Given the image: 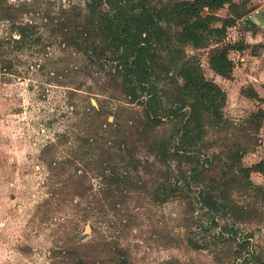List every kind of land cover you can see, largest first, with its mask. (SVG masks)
<instances>
[{
  "label": "rangeland",
  "instance_id": "obj_1",
  "mask_svg": "<svg viewBox=\"0 0 264 264\" xmlns=\"http://www.w3.org/2000/svg\"><path fill=\"white\" fill-rule=\"evenodd\" d=\"M89 1L0 0V264H264V191L233 177L235 158L244 168L264 162V37L251 34L264 25L247 19L264 0L213 13L219 28L246 11L221 44H173L226 96L193 161L157 156L175 120L163 111V124L147 129L143 104L121 86L123 62L113 51L93 57L83 33ZM181 1L134 4L176 33L168 7ZM224 45L233 49L229 79L211 67ZM251 182L264 189L261 174ZM160 187L175 196L159 202Z\"/></svg>",
  "mask_w": 264,
  "mask_h": 264
},
{
  "label": "trees",
  "instance_id": "obj_2",
  "mask_svg": "<svg viewBox=\"0 0 264 264\" xmlns=\"http://www.w3.org/2000/svg\"><path fill=\"white\" fill-rule=\"evenodd\" d=\"M135 1L90 0L87 5L88 29H83V33L86 41L92 44L93 57L113 51L116 61L123 62L118 72L123 74L121 86L132 104H143L147 129L154 130L163 124L164 118L159 116L163 111L165 116L175 120L172 138L155 143L157 156L165 161L178 157L193 161L195 149L203 140L208 121L222 120L220 112L226 104V96L215 83L205 79L201 68L191 58L187 59L182 49H176L173 44L177 39L181 46L191 44L199 49L208 46L215 37L219 39L216 43H223L228 28L246 16V11L238 13L235 19L225 20L219 28L212 26L221 21L213 13L226 6L243 10L253 0H242L241 4L234 0H182L172 4L168 7V16L171 24L179 28L176 33L162 27L154 8L144 2L134 4ZM104 6L107 9H102ZM205 11L209 12L207 16L203 14ZM158 13L161 14L160 11ZM232 50L230 45L216 47L211 57L212 69L226 79L234 71V63L230 59ZM171 68L178 69L175 76ZM176 76L184 82L183 85L179 84ZM161 85L169 86L170 89L173 87L174 92L161 88ZM163 98L170 103L169 108L163 106ZM233 161L237 162L238 171V175L233 177H245L248 185L264 191L251 182L253 173L264 177V162L244 168L241 163L238 164V158ZM193 177L200 175L194 171ZM221 188V185H217L211 192L220 191ZM163 189L160 187L157 190L155 198L166 203L175 196V192ZM203 194L200 193V198L211 210L219 208L218 202L212 201L213 197ZM242 243L239 239L238 244Z\"/></svg>",
  "mask_w": 264,
  "mask_h": 264
},
{
  "label": "crops",
  "instance_id": "obj_3",
  "mask_svg": "<svg viewBox=\"0 0 264 264\" xmlns=\"http://www.w3.org/2000/svg\"><path fill=\"white\" fill-rule=\"evenodd\" d=\"M253 2V4H254V6L259 2L258 0H253L252 1ZM264 6V5H263ZM257 7H259V6H257ZM262 9H257V11H259L260 13L259 14H261V15H258L257 16V19H255V22H256V24L257 25H264V7H261ZM262 12V13H261ZM254 13V12H253ZM252 14V13H251ZM250 14V15H251ZM248 18H249V16H248ZM247 18V19H248ZM251 20H253V19H251ZM260 25V26H261ZM252 39H257V38H259V37H261V38H263L264 37V32L263 31H260V30H256V31H252Z\"/></svg>",
  "mask_w": 264,
  "mask_h": 264
},
{
  "label": "built area",
  "instance_id": "obj_4",
  "mask_svg": "<svg viewBox=\"0 0 264 264\" xmlns=\"http://www.w3.org/2000/svg\"><path fill=\"white\" fill-rule=\"evenodd\" d=\"M259 13H260L259 11H255L254 13H252L251 15H249L248 20H251V19L257 17L259 15Z\"/></svg>",
  "mask_w": 264,
  "mask_h": 264
}]
</instances>
